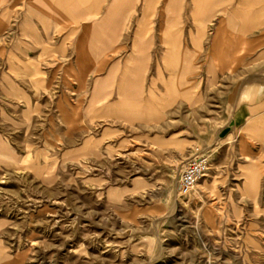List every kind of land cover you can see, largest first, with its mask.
<instances>
[{"label":"rangeland","instance_id":"374dc122","mask_svg":"<svg viewBox=\"0 0 264 264\" xmlns=\"http://www.w3.org/2000/svg\"><path fill=\"white\" fill-rule=\"evenodd\" d=\"M4 13L0 264H264V146L220 139L228 94L264 80L248 71V41L234 70H218L215 26L193 14L176 55L149 58L139 88L125 78L109 103L85 105L86 92L41 88L39 73L9 87L25 73L8 56ZM201 157L204 176L180 194L181 170Z\"/></svg>","mask_w":264,"mask_h":264},{"label":"crops","instance_id":"0c3cea01","mask_svg":"<svg viewBox=\"0 0 264 264\" xmlns=\"http://www.w3.org/2000/svg\"><path fill=\"white\" fill-rule=\"evenodd\" d=\"M2 2L0 9L8 16V56L14 68L23 67L25 73L20 80L8 76L9 87H25L30 81L27 73H39L34 82L39 81L41 88L56 85L80 96L86 92L81 103L107 104L116 82L127 78L139 88L137 77L148 67L149 58L176 55V40L188 33L193 14L199 25L215 26L216 69L234 68L237 41H248L251 48L246 55L254 58V68L248 71L264 72V0ZM181 9L183 28L177 18ZM227 101L231 128L221 135L222 143L237 151L241 145L264 146V80L230 92Z\"/></svg>","mask_w":264,"mask_h":264},{"label":"built area","instance_id":"2783aa9c","mask_svg":"<svg viewBox=\"0 0 264 264\" xmlns=\"http://www.w3.org/2000/svg\"><path fill=\"white\" fill-rule=\"evenodd\" d=\"M207 165V160L203 157L188 160L178 176V191L180 194L185 195L193 189L204 176Z\"/></svg>","mask_w":264,"mask_h":264},{"label":"bare ground","instance_id":"6f19581e","mask_svg":"<svg viewBox=\"0 0 264 264\" xmlns=\"http://www.w3.org/2000/svg\"><path fill=\"white\" fill-rule=\"evenodd\" d=\"M185 61H187V60H185ZM187 63V62H186ZM172 65V64H171ZM174 69V68H173ZM169 70H172V69H169ZM175 70V69H174ZM174 70H172V71H174Z\"/></svg>","mask_w":264,"mask_h":264}]
</instances>
